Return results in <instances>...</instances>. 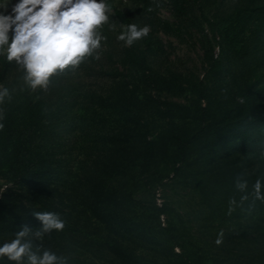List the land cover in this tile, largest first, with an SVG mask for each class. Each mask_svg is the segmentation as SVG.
Returning <instances> with one entry per match:
<instances>
[{
	"label": "rangeland",
	"instance_id": "374dc122",
	"mask_svg": "<svg viewBox=\"0 0 264 264\" xmlns=\"http://www.w3.org/2000/svg\"><path fill=\"white\" fill-rule=\"evenodd\" d=\"M107 2L125 13L130 24L150 26L149 34L132 46H126L117 38L126 25L111 7L109 22L100 29L106 40L101 41L98 56L88 57L75 69L59 73L47 90L28 89L22 80V68L14 61L0 57V87L10 89L11 98L7 100L13 108L27 97L32 101L37 98L46 101V129L32 149L42 150L51 165L57 168L40 193L29 188L26 182H17L12 175H6V166L0 159V204L5 201L0 207V243L14 238L21 225L38 227L40 222L32 216L33 212H56L65 221V228L47 234L42 244L58 255L66 256L68 264L75 259H85L82 250L93 231L87 214H81L78 206L72 210L66 188L76 180L81 164L91 165L96 154L114 149L102 139L106 132L117 126V117L111 114L115 94L123 96L121 91L125 82L130 84L138 101L134 108L136 116L129 126L134 132L140 130L149 140L168 134L170 115L175 118L174 130H195L200 126L199 122L181 119L179 116L183 111L162 105L164 102L190 106L196 100L192 93L179 92L174 76L194 74L206 83L208 63L204 61V54L208 50L207 44H211L212 54L217 58L220 42L210 24L227 16L237 5L250 16L257 5L253 0H183L177 4L174 0ZM181 4H184L185 12L180 11ZM249 38L250 33L245 30L239 36L244 49L237 54L230 49L223 52L226 71L222 84L232 95L241 89V75L264 73V44L260 47V55L254 56L250 54L252 47L246 48ZM144 39L149 40L148 49ZM129 48L145 49L153 74L162 78L161 84L147 83L125 64L124 54ZM7 65L10 70L3 74ZM251 79L252 76L249 82ZM262 84L264 78L254 89L261 88ZM145 96L153 101H145ZM100 99H106L104 111ZM256 105L260 109L264 107L262 89ZM98 112L106 118L99 121L102 117L97 116ZM142 136L136 140L139 144H142ZM224 141L220 138L203 149H194L215 151L207 156L193 153L176 166V173L172 164L152 165L149 172L142 174L135 168L130 179L132 204L129 215L143 228H172L197 246L211 250L223 264H264V204L257 202L250 207L249 201L240 202L241 193L235 187L238 178L247 180L251 174L264 171V124L246 140H236L225 145L226 149L219 148L224 147ZM229 172L238 174L232 178L221 177ZM250 180L249 191L253 184ZM233 198L237 204L230 211ZM75 220L78 224H74Z\"/></svg>",
	"mask_w": 264,
	"mask_h": 264
},
{
	"label": "trees",
	"instance_id": "16d2710c",
	"mask_svg": "<svg viewBox=\"0 0 264 264\" xmlns=\"http://www.w3.org/2000/svg\"><path fill=\"white\" fill-rule=\"evenodd\" d=\"M174 1L176 4L180 1L183 3V0ZM253 2H257V5L252 15H245L237 5L227 16L215 24H210L212 32L220 37V42L217 44V58L212 54L211 44H207L208 50L204 54V61L208 63L206 83L194 74L174 76L180 93L189 92L195 96L196 100L190 106H195L196 109L180 104L162 103L169 106V109L176 107L183 111L179 118L199 122L198 128L190 132L176 131L172 128L175 118L170 115L168 134L149 140L145 135H141L140 130L134 132L129 126L136 116L137 111L134 108L138 101L130 84L125 82L121 91L123 96L115 94L116 98L112 103L115 106L111 114L117 117V126L112 128L115 132H106L102 139L113 145L114 149L96 154L91 165L81 164L76 180L69 183L70 188H66L73 205L72 210L78 206L81 214H87L93 231L88 238L90 244L88 243L82 250L85 259H75L69 264L224 263L211 250L197 246L189 237L179 234L172 228L141 227L129 215L132 204L130 179L135 168L141 174L147 173L152 165L159 163L172 164L176 173L178 171L176 166L186 161L193 153L198 152V156H207L215 151L194 149H203L220 138L225 139L224 147H218L224 149L225 145L229 146L236 140H246L264 124V107L260 109L256 105L259 91L264 90V84L261 88L254 89V86L264 78V73L241 75V79L239 78L241 89L233 95L232 92H227L226 85L222 84L226 71L223 52L230 49L233 54H237L243 50L244 46L240 44L239 36L245 30L250 33L246 48L252 47L250 54L260 55V47L264 44V0ZM180 8L181 12H185L184 4H181ZM112 9L126 26L130 24V19L125 13L114 7ZM149 44V40L144 39V46L147 49ZM124 62L147 83L161 84L162 78L158 74H153L145 49H127ZM8 70L10 68L7 65L3 74ZM57 75L52 78L54 81ZM144 100L153 101L149 96H145ZM105 101L106 99H100L102 111ZM202 102L205 103L204 106ZM46 106L43 98L32 101L28 97L22 99L16 108H13L7 99L0 105V110L4 114L3 121H0L4 124L3 129H0V159L6 166V175H12L17 182H26V185L35 192L43 191L57 170L42 150L32 149L40 142V137L46 129ZM98 113L97 116L102 117L99 121L106 118L100 116L101 112ZM140 136L142 144L136 141ZM217 152L224 153L223 150ZM263 172L253 173L247 180L250 178V182L254 183ZM237 174L229 172L222 174L221 177L232 178ZM1 204H5V201ZM74 224H78L77 220Z\"/></svg>",
	"mask_w": 264,
	"mask_h": 264
},
{
	"label": "clouds",
	"instance_id": "9594fccd",
	"mask_svg": "<svg viewBox=\"0 0 264 264\" xmlns=\"http://www.w3.org/2000/svg\"><path fill=\"white\" fill-rule=\"evenodd\" d=\"M11 9L9 11V5ZM107 0H0V57L23 70L22 80L32 91L47 90L52 78L66 69H75L88 57L98 56L100 32L110 20ZM150 26L128 24L118 35L126 46L146 37ZM8 87H0V105L11 98ZM4 114L0 110V121ZM4 124L0 122V129ZM240 202L264 204V173L251 185L238 178ZM237 200H230V211ZM40 225H21L14 238L0 243V264H68V258L43 247L44 237L62 231L65 221L56 212H33ZM220 240H217L219 243Z\"/></svg>",
	"mask_w": 264,
	"mask_h": 264
}]
</instances>
